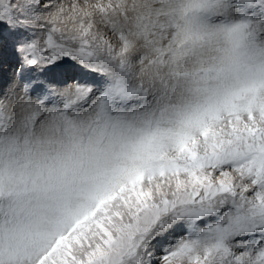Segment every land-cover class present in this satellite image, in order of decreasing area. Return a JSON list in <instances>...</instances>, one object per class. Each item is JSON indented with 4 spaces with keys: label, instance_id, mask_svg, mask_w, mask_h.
Here are the masks:
<instances>
[{
    "label": "snow or ice",
    "instance_id": "6c2138e0",
    "mask_svg": "<svg viewBox=\"0 0 264 264\" xmlns=\"http://www.w3.org/2000/svg\"><path fill=\"white\" fill-rule=\"evenodd\" d=\"M0 264H264V0H0Z\"/></svg>",
    "mask_w": 264,
    "mask_h": 264
}]
</instances>
